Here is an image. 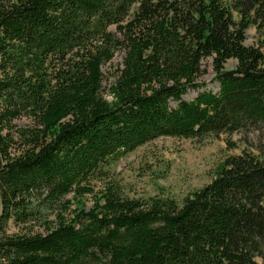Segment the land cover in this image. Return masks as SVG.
<instances>
[{
	"label": "trees",
	"instance_id": "16d2710c",
	"mask_svg": "<svg viewBox=\"0 0 264 264\" xmlns=\"http://www.w3.org/2000/svg\"><path fill=\"white\" fill-rule=\"evenodd\" d=\"M235 133H264V0H0V264H264V147L179 201L110 180Z\"/></svg>",
	"mask_w": 264,
	"mask_h": 264
},
{
	"label": "rangeland",
	"instance_id": "374dc122",
	"mask_svg": "<svg viewBox=\"0 0 264 264\" xmlns=\"http://www.w3.org/2000/svg\"><path fill=\"white\" fill-rule=\"evenodd\" d=\"M246 35V44L254 45L256 42L254 29L250 28ZM120 62L121 54H118L104 68L106 79L103 87H109L111 82L109 73L115 71ZM202 67L204 74L200 81L205 83V88L215 91L216 85L211 81L213 75L211 60L203 61ZM233 67V62L226 64L227 69ZM193 98L192 92L185 96L186 100ZM263 147L264 133L220 135L218 138H206L201 142L191 139L159 138L115 163L110 180L122 187L130 197L147 198L164 194L179 201L188 193L208 184L214 177L217 165L226 158L244 152L261 157L259 149ZM16 232L19 230L14 225L7 226L8 234Z\"/></svg>",
	"mask_w": 264,
	"mask_h": 264
}]
</instances>
